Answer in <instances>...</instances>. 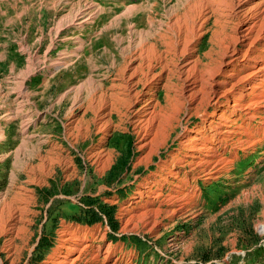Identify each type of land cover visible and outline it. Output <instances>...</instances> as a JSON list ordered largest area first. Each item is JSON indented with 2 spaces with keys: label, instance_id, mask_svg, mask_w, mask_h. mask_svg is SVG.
<instances>
[{
  "label": "rangeland",
  "instance_id": "1",
  "mask_svg": "<svg viewBox=\"0 0 264 264\" xmlns=\"http://www.w3.org/2000/svg\"><path fill=\"white\" fill-rule=\"evenodd\" d=\"M212 11L207 0H0V264L50 263L64 227L86 236L75 264H264V108L233 117L212 148L188 146L211 139L217 97L206 88L200 110L176 68L209 62L221 25L236 27ZM137 57L143 81L125 89ZM116 94L127 105L100 130Z\"/></svg>",
  "mask_w": 264,
  "mask_h": 264
},
{
  "label": "bare ground",
  "instance_id": "2",
  "mask_svg": "<svg viewBox=\"0 0 264 264\" xmlns=\"http://www.w3.org/2000/svg\"><path fill=\"white\" fill-rule=\"evenodd\" d=\"M207 1L209 2V6L213 10L212 12L215 15H217L218 17L217 21L219 24L222 23V20L227 19L228 22L229 19L231 20V23L235 22L236 27L233 29L234 33L229 34L227 32L229 29L228 26L221 25L222 27H224V31L227 33V37L224 38V41L221 43V47H218L219 50H215L212 48V51L206 55L205 59H208L209 62L204 63V59L201 58L193 59V60H189L186 63V65L183 66L182 68L181 67L176 68L178 69V72L181 74L180 77L186 76L185 79L187 80H184V82L185 83L189 82V84L187 85V88L189 89L187 90L185 95L189 94L188 98L194 100L193 103L195 102L196 99H198L197 102L200 110L204 109L208 100L210 99L209 97L211 93L208 92L206 88L207 89L210 88L211 92H213L214 95L217 97L215 102L213 101L215 105V111L212 113V115H210V117H217L216 119H218L219 122L214 123L212 121L209 124L211 129L209 128L205 129V131L209 130V132H213L211 135V139H206V137L200 140L197 139L201 143L199 144L200 146L198 145L196 140H194L196 138H193L190 142H188L189 148H192L193 151H203L208 147L212 148V144L215 141L216 135L217 136L219 135V138L221 139L226 135V133H229L228 132L229 130H227V128L228 127L230 128V123L233 121L232 119L233 117H236L240 113H244L243 118H247L248 120H250L251 118H254L253 116L255 115V112H257L258 109L264 108V0L258 3H255L256 0H207ZM209 19L210 18H208L207 20ZM203 26H204L203 24L202 26H200L197 33H196V29L198 27L194 29L193 32L191 31L190 28H189L190 30L187 29L188 37L190 35L189 32L193 33V37L194 36L197 37V35L199 36L200 35L199 32L200 30L203 29ZM185 37H184L185 40L183 46L180 49L181 54H183L186 51L185 49L188 47V44L192 40ZM226 41H229V43L225 44ZM237 44L240 45L241 47L238 48ZM146 46H148L153 50L156 47L155 44H151L149 42L147 43ZM187 51H189V49H187ZM194 51L197 50L195 49ZM215 55H218V58H216ZM132 58L133 57H130L131 60L129 64L132 63L133 61ZM159 58L161 61L163 60L161 55ZM136 60H137L136 62H138L139 65L134 69L133 74L130 75L129 78L127 79V84L125 82V85H121V87L125 89H128L130 87L129 85L130 83L139 84L140 82L143 81V78L139 79L142 76H137V74L139 73V67L142 70L144 64L141 62L139 63L138 57L136 58ZM169 63L170 61L166 63L165 67L168 66ZM174 63L176 62L174 61ZM151 65L152 63L148 65V68H151ZM124 73L125 71L121 73L123 79H124ZM144 77H146V75ZM131 87L133 86L131 85ZM260 90L262 93L259 94L258 91ZM183 92H184V88H183ZM185 98L187 99V97ZM185 98L183 97V101ZM112 100H110L112 103L110 106V112L108 114L106 112L104 114H99L101 121L98 125L100 130L105 129L111 122V121L109 122V119L107 118L111 112H113L114 110H117V112L120 111V108H117V105L120 106H122L123 104L127 105L128 97L127 96L123 97L122 94H116L112 97ZM212 100H214V98ZM146 101L147 99H144L142 100V103H146ZM129 104H131V102H129ZM101 107L102 106L99 107L98 111L101 109ZM144 107H142L143 109L142 113L144 115V116L142 115V117L143 119L150 120V117L146 116V113H148V111L151 109L147 105V110L144 111ZM151 111L155 113L154 110ZM206 111L207 109L205 111H202L201 113L198 112L197 113L200 115V117L205 119V116L207 115ZM205 121H208V118H206ZM96 122L97 120L95 119V123ZM160 125L162 126V124ZM157 127L159 128V126ZM221 127L224 128V130H222ZM194 131H192V133H194ZM245 131H246L245 133L247 134L250 133V131L247 130ZM235 133L236 132H231L230 136H233ZM254 135L255 134L253 133V136ZM224 139H222V141ZM227 144H230V141H227ZM179 191H181V189ZM62 232L63 234L60 241V245L56 249L53 256H51L52 261L51 262L49 261L50 263L48 264H75L79 260V257L75 258V256L78 254L83 255L84 252L86 251V247L84 246V242L86 240L85 235L82 237L80 236V234L76 235L74 233H71L68 227H64V230ZM111 252H112L111 249L108 248V250L106 251L107 256H109Z\"/></svg>",
  "mask_w": 264,
  "mask_h": 264
},
{
  "label": "trees",
  "instance_id": "3",
  "mask_svg": "<svg viewBox=\"0 0 264 264\" xmlns=\"http://www.w3.org/2000/svg\"><path fill=\"white\" fill-rule=\"evenodd\" d=\"M107 209H108L109 211L112 210V208L109 207V206H107ZM109 211L106 212V215L109 217V219H110V221H111L112 216H111V214L109 213ZM97 215H98V214H96L95 212H93V216H97ZM97 222H99V219H98V218H96V219H92V220L89 221L90 224H95V223H97ZM111 223H112V222H111ZM115 230H117V229H115ZM40 247H41V246H40Z\"/></svg>",
  "mask_w": 264,
  "mask_h": 264
},
{
  "label": "crops",
  "instance_id": "4",
  "mask_svg": "<svg viewBox=\"0 0 264 264\" xmlns=\"http://www.w3.org/2000/svg\"><path fill=\"white\" fill-rule=\"evenodd\" d=\"M91 48H89V50H90ZM86 50V49H85ZM87 51V50H86Z\"/></svg>",
  "mask_w": 264,
  "mask_h": 264
}]
</instances>
